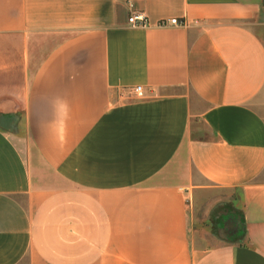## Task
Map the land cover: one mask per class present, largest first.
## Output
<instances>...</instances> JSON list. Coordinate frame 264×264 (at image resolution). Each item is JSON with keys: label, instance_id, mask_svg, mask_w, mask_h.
<instances>
[{"label": "crops", "instance_id": "0c3cea01", "mask_svg": "<svg viewBox=\"0 0 264 264\" xmlns=\"http://www.w3.org/2000/svg\"><path fill=\"white\" fill-rule=\"evenodd\" d=\"M0 264H264V0H0Z\"/></svg>", "mask_w": 264, "mask_h": 264}, {"label": "built area", "instance_id": "2783aa9c", "mask_svg": "<svg viewBox=\"0 0 264 264\" xmlns=\"http://www.w3.org/2000/svg\"><path fill=\"white\" fill-rule=\"evenodd\" d=\"M127 23L130 24L131 27H133V26L144 27V26H146V19L142 15H138V16L132 15L129 18H127ZM169 24L170 25H172V24L179 25V21H178V19L174 18V19L169 21ZM132 93L134 95H137L138 97H141V91H140L139 87L133 88Z\"/></svg>", "mask_w": 264, "mask_h": 264}, {"label": "rangeland", "instance_id": "374dc122", "mask_svg": "<svg viewBox=\"0 0 264 264\" xmlns=\"http://www.w3.org/2000/svg\"><path fill=\"white\" fill-rule=\"evenodd\" d=\"M38 57H39V55H37L35 58H34V60L31 62V71H32V69H34V66L36 65L35 63L37 62V60H38Z\"/></svg>", "mask_w": 264, "mask_h": 264}]
</instances>
